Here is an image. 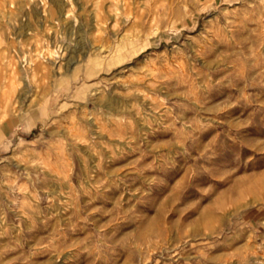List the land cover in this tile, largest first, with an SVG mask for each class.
Here are the masks:
<instances>
[{"label":"rangeland","instance_id":"rangeland-1","mask_svg":"<svg viewBox=\"0 0 264 264\" xmlns=\"http://www.w3.org/2000/svg\"><path fill=\"white\" fill-rule=\"evenodd\" d=\"M0 264H264V0H0Z\"/></svg>","mask_w":264,"mask_h":264}]
</instances>
